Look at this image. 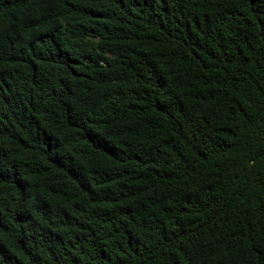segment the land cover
I'll return each mask as SVG.
<instances>
[{"label": "trees", "instance_id": "1", "mask_svg": "<svg viewBox=\"0 0 264 264\" xmlns=\"http://www.w3.org/2000/svg\"><path fill=\"white\" fill-rule=\"evenodd\" d=\"M0 264H264V0H0Z\"/></svg>", "mask_w": 264, "mask_h": 264}]
</instances>
